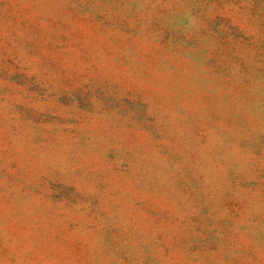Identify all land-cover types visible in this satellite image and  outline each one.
<instances>
[{"label": "rangeland", "instance_id": "1", "mask_svg": "<svg viewBox=\"0 0 264 264\" xmlns=\"http://www.w3.org/2000/svg\"><path fill=\"white\" fill-rule=\"evenodd\" d=\"M0 264H264V0H0Z\"/></svg>", "mask_w": 264, "mask_h": 264}]
</instances>
